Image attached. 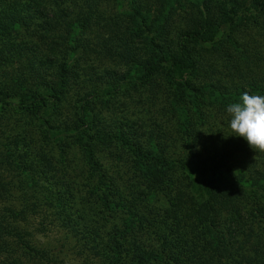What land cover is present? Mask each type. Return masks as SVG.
I'll return each mask as SVG.
<instances>
[{"label":"trees","instance_id":"obj_1","mask_svg":"<svg viewBox=\"0 0 264 264\" xmlns=\"http://www.w3.org/2000/svg\"><path fill=\"white\" fill-rule=\"evenodd\" d=\"M106 1L0 0V264H59L43 207L96 264H264V152L226 111L264 95V0Z\"/></svg>","mask_w":264,"mask_h":264},{"label":"rangeland","instance_id":"obj_2","mask_svg":"<svg viewBox=\"0 0 264 264\" xmlns=\"http://www.w3.org/2000/svg\"><path fill=\"white\" fill-rule=\"evenodd\" d=\"M106 6L109 11H115L119 7L116 4V0H107ZM221 30L225 34L227 32L226 25L223 26ZM131 92H133L134 96L135 92ZM121 99L125 100V102L127 101L126 97L124 96L119 97V99L116 97V102H120ZM131 105L133 106V103ZM11 108H6L8 110L7 115L11 116L12 119L16 118L18 120H21L19 121L21 125H27L34 128L35 131L33 132L35 135L41 134V130L39 129L40 126L38 125V120L33 119L32 116L24 115L20 110L16 108ZM13 126L14 123L10 125L7 129L3 130V126L2 124H0V134H2V137H0V142L5 140L4 134H14L15 131L18 130L19 127H16V125L14 127ZM245 144H248L246 140ZM9 146H11V144ZM21 148L23 147H19V149ZM67 148L68 149L66 157L70 165L69 170L80 171V151L78 150V148L74 149L71 145H69V147ZM250 152L253 153V150ZM249 159L250 158L248 156L243 153H240L237 156V162H235V166L237 168H242L248 163ZM79 179L81 178H76L74 181L80 183ZM81 181L83 182L84 180L81 179ZM43 184L45 185V183ZM83 191H86V189L81 190V192ZM80 194L82 193H78V196L79 198H81L82 201H79L76 196H69L68 203H70V205H72L74 209L77 206V202H81V204H88L89 202L87 199L88 197H90L88 196V193L83 197ZM75 214L71 215V217H73ZM88 218H99V215L96 213V211H91L90 214H88ZM30 220L32 224L28 225V229L32 231L34 242L39 247H44L52 251L55 256H57L59 264H88L87 262H91L90 264L97 263L98 259L92 258L93 255L86 248L82 247V242L79 239L80 235H76L73 230L70 231L69 229H67L63 225V223H61V221L57 218V214L55 213L53 208L43 207L39 211V213H36L33 217H31Z\"/></svg>","mask_w":264,"mask_h":264},{"label":"clouds","instance_id":"obj_3","mask_svg":"<svg viewBox=\"0 0 264 264\" xmlns=\"http://www.w3.org/2000/svg\"><path fill=\"white\" fill-rule=\"evenodd\" d=\"M232 133L243 137L255 151L264 152V95L242 93L240 102L227 105Z\"/></svg>","mask_w":264,"mask_h":264}]
</instances>
